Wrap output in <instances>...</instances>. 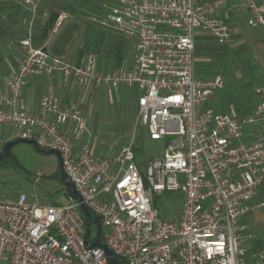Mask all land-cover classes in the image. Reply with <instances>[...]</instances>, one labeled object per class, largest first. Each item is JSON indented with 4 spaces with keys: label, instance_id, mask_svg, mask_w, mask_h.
<instances>
[{
    "label": "built area",
    "instance_id": "2783aa9c",
    "mask_svg": "<svg viewBox=\"0 0 264 264\" xmlns=\"http://www.w3.org/2000/svg\"><path fill=\"white\" fill-rule=\"evenodd\" d=\"M35 11V0H22ZM87 19L133 38L132 67L101 73L94 54L69 64L41 48L30 36L21 40L22 58L9 81L13 91L0 123L19 128L21 137L43 149L57 150L62 167L82 203L101 217L102 244L127 264H264V237L256 238L249 213L264 207L255 201L264 188V72L254 93L258 103L246 122H258L260 134L243 140V123L235 115L202 103L224 85L221 75L199 79L193 73V32L216 38L230 28L213 4L195 0H97ZM248 25L264 26V0H244ZM68 17L60 12L53 32ZM59 70L64 81L117 89L133 83L137 98L131 139L117 153L93 152L85 118L46 91L33 113L15 105L29 78ZM151 140H164L158 156L145 162L144 175L133 149L137 128ZM80 142V143H78ZM182 194L178 221L164 219L155 196ZM80 202L42 204L25 193L0 198V264H108L100 247L85 244ZM95 227V226H94ZM91 234V233H90ZM89 241L93 242L90 237Z\"/></svg>",
    "mask_w": 264,
    "mask_h": 264
},
{
    "label": "crops",
    "instance_id": "0c3cea01",
    "mask_svg": "<svg viewBox=\"0 0 264 264\" xmlns=\"http://www.w3.org/2000/svg\"><path fill=\"white\" fill-rule=\"evenodd\" d=\"M195 2L203 5L213 4L216 16L231 30L230 37L225 40L216 38L207 30L197 28L193 32L194 76L199 79H208L221 75L224 78L223 87L209 95L202 105L219 113L233 114L244 121L243 140L252 142L260 134L259 123L246 121L251 117L259 101L254 88L264 72V26L251 27L248 25L249 12L243 5L244 0H195ZM97 8V0H67L61 8H56L55 0H35V11H32V6L24 4L22 0H0L1 108L9 107L8 102L12 100L13 91L9 87V81L19 67L24 51L20 42L28 35L33 48L44 49L69 64H78L85 54L92 53L96 59V68L101 73L116 71L121 66L127 68L133 66L138 53L137 45L133 38L125 34L99 27L107 31L104 41L95 53L89 50L91 47H87L88 37L94 32V28L86 24L87 15L91 11H96ZM54 11L58 14L60 12L68 14L56 32H53L54 24L48 28L49 16ZM98 33L103 35L102 31ZM121 85H125L124 92L131 89L138 94L136 97L138 98L140 92L135 84ZM119 87L112 89L104 85L97 87L93 84L85 86L73 79L64 81L61 71L56 70L52 74L29 78L14 104H23L31 112L37 113L41 96L46 91H50L62 104L69 108L80 109L86 123L93 108L95 110L97 105L104 104V94H106L108 103L114 104V100L120 98L117 92ZM136 106L137 99L135 100V113ZM116 111L119 120L123 118V109L118 104ZM87 128L86 123L83 140L90 139L92 136V132ZM17 137H21L19 128L0 123V142L3 145ZM125 143L127 142L122 145ZM91 146L93 152L96 153L95 143L91 142ZM116 151L117 149H111V153H116ZM61 185L65 187L64 184ZM64 187L61 190L57 189L61 192L53 190L51 193H46L44 189L38 198L31 194L27 197L29 200L36 199L42 204H51L60 202V199L58 197L55 202H51L49 198L61 193L62 197L67 200L66 203L71 199ZM263 189L257 191L255 201H263L256 198L257 195H264ZM250 229L253 233L251 225Z\"/></svg>",
    "mask_w": 264,
    "mask_h": 264
},
{
    "label": "rangeland",
    "instance_id": "374dc122",
    "mask_svg": "<svg viewBox=\"0 0 264 264\" xmlns=\"http://www.w3.org/2000/svg\"><path fill=\"white\" fill-rule=\"evenodd\" d=\"M66 1L67 0H55L56 8H61ZM86 24L94 28V32L88 37L86 43L87 47H91L89 50L95 53L96 50L99 49L100 44L104 41L107 31L100 29L99 25L88 19ZM98 31H102L103 35L101 36ZM125 40H127V38ZM123 87H125V85L119 87L117 92L120 98L114 100V104L108 103L106 94H104V104L97 105L95 110L93 108L89 120L86 121L88 125L87 129L92 132V136H90L88 141L90 144L91 142L92 144L95 143V152L98 155L110 154L112 148L117 149V153L121 145L124 142H128L132 137L135 124V100L138 94L131 89L124 92ZM117 104L123 109V118H120V120L116 111ZM133 139V149L138 157V167L141 174L144 175L145 162L149 158L158 156L161 153L165 141L162 139H149L143 127L137 128ZM3 146V143L0 142V150ZM11 152L12 155L0 161V198L14 199L20 193H25L26 195L31 194L38 198L41 193H43L44 189L46 193H51L53 190L54 192H61L57 189L61 190L64 186L61 185L63 183L59 178H46V176L54 175L58 172L57 167L59 168V163L55 155L42 154L36 151L32 145L26 143L14 145L11 148ZM261 190L262 188L259 189V191ZM58 197L61 203L67 201L65 197H62L61 193H57L49 199L51 202H55ZM256 198L264 201V195H257ZM155 201L160 207L161 216L164 219L171 221L179 220L182 201V194L179 191L155 196ZM249 214L245 216L244 220L248 221L251 225L254 236H256V238L264 237V207ZM90 233V237L93 238L96 234L94 225H91Z\"/></svg>",
    "mask_w": 264,
    "mask_h": 264
},
{
    "label": "water",
    "instance_id": "95a60500",
    "mask_svg": "<svg viewBox=\"0 0 264 264\" xmlns=\"http://www.w3.org/2000/svg\"><path fill=\"white\" fill-rule=\"evenodd\" d=\"M18 143H26L33 146V148L45 155L53 154L57 157L58 163H59V169H58V176L60 181L65 185L66 191L68 194L69 199L71 200H77L80 202V210L84 216V222H85V244H87L89 247H100L103 249L108 264H127L126 261L122 258V261L120 262L115 254L111 250L107 248L106 245L102 244V241L104 240V231L101 224V217L99 215L94 214L91 212L85 204H83L81 201V197L78 194L77 190L75 189V186L71 179L68 177V175L65 173L63 167H62V159L60 153L55 149H43L40 148L37 144V142L34 139H27L23 137H17L14 140L7 141L4 146L2 147L0 151V161L10 155H12L11 148L18 144ZM94 225L96 228V237L93 242H90L88 237L90 234V226Z\"/></svg>",
    "mask_w": 264,
    "mask_h": 264
},
{
    "label": "trees",
    "instance_id": "16d2710c",
    "mask_svg": "<svg viewBox=\"0 0 264 264\" xmlns=\"http://www.w3.org/2000/svg\"><path fill=\"white\" fill-rule=\"evenodd\" d=\"M57 15H58V12L57 11H54V12H52L50 14L49 19H48V28L50 26H53L54 21H55V18L57 17ZM46 177H57V178H59L58 172H56L54 175H49V176H46Z\"/></svg>",
    "mask_w": 264,
    "mask_h": 264
},
{
    "label": "flooded vegetation",
    "instance_id": "af4514ba",
    "mask_svg": "<svg viewBox=\"0 0 264 264\" xmlns=\"http://www.w3.org/2000/svg\"><path fill=\"white\" fill-rule=\"evenodd\" d=\"M91 227V226H90Z\"/></svg>",
    "mask_w": 264,
    "mask_h": 264
}]
</instances>
